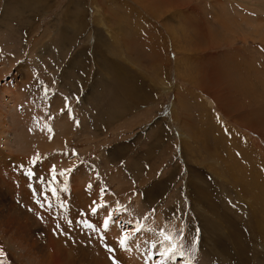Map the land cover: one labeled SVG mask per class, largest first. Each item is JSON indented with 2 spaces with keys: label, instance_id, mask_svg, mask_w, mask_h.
Masks as SVG:
<instances>
[{
  "label": "rangeland",
  "instance_id": "1",
  "mask_svg": "<svg viewBox=\"0 0 264 264\" xmlns=\"http://www.w3.org/2000/svg\"><path fill=\"white\" fill-rule=\"evenodd\" d=\"M0 66L32 97L0 106V264H31L16 232L40 234L36 198L65 264H264V0H0ZM118 208L171 243L120 248Z\"/></svg>",
  "mask_w": 264,
  "mask_h": 264
},
{
  "label": "bare ground",
  "instance_id": "2",
  "mask_svg": "<svg viewBox=\"0 0 264 264\" xmlns=\"http://www.w3.org/2000/svg\"><path fill=\"white\" fill-rule=\"evenodd\" d=\"M2 66V65H1ZM1 66H0V78L2 77V75H1V73L3 72V70L1 69ZM5 69V68H4ZM28 69V68H27ZM5 71V70H4ZM19 71V70H18ZM29 71V70H28ZM20 72V71H19ZM18 72V73H19ZM18 73H16V74H14L12 77H13V79H11V80H5V81H3V83H1V85H0V106H3V108H6V109H2V110H9L10 112L13 110V111H16V110H18L19 109V111L21 110V108H23V110L22 111H20L19 113V115H21V117H22V112H24L25 111V114H27L28 112V109H30L31 108V104H30V102H31V100H32V97H30V95L31 94H28V96L29 97H26V96H22L21 95V93L20 92H18V90H20L21 89V87H19V81H20V75L18 74ZM22 75V80L20 81V82H22V81H24V76H23V74H21ZM19 76V77H18ZM27 77H29V75L27 76ZM26 83V82H25ZM24 83V84H25ZM28 84V83H27ZM14 86L13 88L11 87V86ZM21 86V85H20ZM32 89V88H31ZM43 91V90H42ZM41 91V92H42ZM43 93V92H42ZM24 95V94H23ZM35 96V95H34ZM38 97V96H37ZM63 96H60L59 94H55V96H53L52 97V99H54L55 100V102H57V101H59V99L58 98H62ZM34 98V97H33ZM58 99V100H57ZM2 100V101H1ZM33 103V102H32ZM18 105H23L22 107L20 106V108L18 107ZM8 108V109H7ZM42 111V110H41ZM8 112V111H7ZM3 113H5V112H3ZM71 113V112H70ZM15 114V113H14ZM36 114H37V112H36ZM67 114V113H66ZM9 115H11V114H9ZM32 115H34V114H32ZM71 115V114H70ZM39 116V115H38ZM10 117V116H9ZM20 117V116H19ZM32 117V116H31ZM29 118V117H28ZM12 119V118H11ZM31 119V118H30ZM37 120L35 121V122H33L31 125H30V128H31V130H33V132L34 131H36V133L38 134V136H42V132L38 129L39 127H41V121H44L45 122V119H43L42 117H38V118H36ZM61 119H63L62 120V122L60 123L61 125L62 124H64V122H65V120L64 119H66V117L65 116H62L61 117ZM60 119V120H61ZM8 120V119H7ZM35 120V119H34ZM73 120H74V118H73ZM5 121H6V119H5ZM30 121H33V120H30ZM30 121H28V122H30ZM69 121V120H68ZM75 122H77V121H75ZM5 122H4V117H3V115H1L0 114V138H4V141H5V143H7L8 144V149H10V146H9V142L7 141L8 140V136H2L3 134H5L6 133V130H5V124H4ZM26 124V123H25ZM30 124V123H29ZM65 125V124H64ZM76 126H77V123L75 124ZM44 126H45V124H44ZM67 126H69V125H67ZM12 127V126H11ZM64 127V126H63ZM9 128V127H8ZM13 128V127H12ZM8 130V129H7ZM25 130V129H24ZM23 133H24V131H23ZM7 135L9 134V133H6ZM28 134V133H27ZM46 136V135H45ZM32 137H33V135H32ZM12 138V137H11ZM39 138V137H38ZM48 139V138H47ZM1 140V139H0ZM40 142V141H39ZM42 142V141H41ZM40 144V143H39ZM42 144H43V142H42ZM4 145V144H3ZM34 146V145H33ZM37 146V145H36ZM39 146V145H38ZM37 146V147H38ZM29 147V146H28ZM40 147H41V145H40ZM6 148V147H5ZM4 148V149H5ZM43 148H45V147H43ZM2 149V148H1ZM37 149H41V148H37ZM57 150V149H56ZM64 150V149H63ZM38 151V150H37ZM58 151V150H57ZM65 151V150H64ZM66 152V151H65ZM2 156L3 155H1L0 156V161H1V158H2ZM54 158V157H53ZM58 162V161H57ZM1 163H3V160L1 161ZM53 163H54V161H53ZM39 168V167H38ZM41 168H43V170L45 169L44 168V166L42 165L41 166ZM9 169H11V168H9ZM9 169L8 170H6L5 171V174H6V172H8V173H10L11 174V171H9ZM250 171V170H249ZM1 172V171H0ZM3 173V172H2ZM252 173V172H251ZM79 174V173H78ZM20 176H22V175H20ZM5 177H6V175H5ZM15 177V176H14ZM23 177V176H22ZM7 178V177H6ZM12 178V177H11ZM91 178V177H90ZM237 178V180H238V178H239V176H237L236 177ZM20 179H22V178H20ZM11 180V179H10ZM12 181V180H11ZM24 181V180H23ZM73 181V180H72ZM89 181V180H88ZM88 181H87V183H88ZM242 181H243V179H242ZM5 182V181H4ZM8 182V181H7ZM10 182V181H9ZM16 182V181H15ZM12 183V182H11ZM10 183V184H11ZM243 183V182H242ZM23 184V183H22ZM11 186V185H10ZM13 186H15L14 184H13ZM41 186V188L42 187H45V186H42V185H40ZM243 186V185H242ZM242 186H240V187H242ZM254 186H256V185H254ZM93 187V186H92ZM20 191H21V195H23L24 194V184L23 185H21L20 187ZM39 188V187H38ZM41 188H40V190H41ZM255 188H257V187H255ZM262 188V187H261ZM6 189V188H5ZM96 189V188H95ZM245 189V188H244ZM246 189H247V187H246ZM252 189H254V188H252ZM263 190V189H262ZM92 191V190H91ZM243 191H245V190H243ZM94 193V192H93ZM247 193V192H246ZM39 194V193H38ZM255 195H256V193H255ZM39 196L40 197H42V195H40L39 194ZM257 197V196H256ZM95 198V197H94ZM27 201V202H26ZM25 201V199L23 200V202L24 203H26V205L28 206V208H27V211H28V209L30 208L32 211L31 212H34V214H36V216H37V218H36V220L38 221L37 223H38V225H35V227H33V229L34 228H38V226H40L39 227V229H40V234H38V236H40V237H42V238H38V236H36L35 235V233L33 232V230H32V228L30 229V228H28V229H21L22 230V232H21V230L19 229L17 232H16V235L18 236V235H21L22 236V239H24V243H28L27 244V246H28V248H26V254H25V257L27 258V260H28V262H31V264H65V262L63 261L64 259H62L63 257V254H61V246H59V244L61 243V238H60V235H57V236H54V234H51V236L49 235V232L50 231H48V227L49 226H47V225H45V223L49 220V219H51V220H55V221H57L58 219H56V218H54L53 216H51L50 217V214H48V220L46 221L45 220V218H44V216L42 217L41 216V214L42 213H48V209H45V208H42L39 204H37L36 203V200H26ZM263 201V200H262ZM46 203V202H45ZM54 203V202H53ZM56 204V203H55ZM263 204H264V202H263ZM25 205V206H26ZM60 205V204H59ZM105 205V204H104ZM108 205V204H107ZM58 208H59V206H58ZM10 210H11V208H10ZM60 210H61V208H60ZM59 210V211H60ZM12 211V210H11ZM29 212V211H28ZM123 213V212H122ZM60 214V213H59ZM121 214V213H120ZM120 214H118V212L116 211V214H114V215H116V217L117 216H119V219L121 220V221H123L124 222V225H126V223H127V227H128V229H130V231H135V225L137 224V223H139L136 219H134L131 215H129V214H125L126 216H124V215H120ZM26 215V214H25ZM1 216V215H0ZM54 218V219H53ZM129 222H131V223H129ZM49 223V222H48ZM122 223V222H121ZM50 224V223H49ZM119 225V224H118ZM112 226H113V230L115 231V232H117V234H118V229H117V226L115 225V222L112 224ZM24 227V226H23ZM57 227V226H56ZM144 231H141L140 233H136L135 232V236H136V238H135V243H138V245L140 246L141 244H144V243H152V241H154L155 239H158V241L160 242V243H163V244H165V245H168V244H170L171 242L169 241V239H166V236L164 235V233H162V232H160V231H156V230H150V229H147V228H145L144 227ZM56 230H58V229H56ZM120 231V230H119ZM43 232H47V237H46V234L45 233H43ZM145 233H147V235H148V238L150 239V240H147V241H145L144 240V238H145ZM65 235V234H64ZM5 235H3V238H5L4 237ZM16 239V238H15ZM7 243H11L12 245H17V246H19V244H17V243H19L20 241H18V240H16V241H13V240H7L6 241ZM22 242V241H21ZM74 242V241H73ZM36 243H40V247L39 246H37L36 245ZM42 243V244H41ZM59 243V244H58ZM23 245V244H22ZM137 246V245H136ZM14 247H16V246H14ZM24 248L26 247V246H23ZM22 247V248H23ZM29 248L32 250H29ZM137 248H138V246H137ZM13 249V248H12ZM20 249V248H19ZM37 249H40V250H37ZM22 250V249H21ZM65 250V249H64ZM15 251V250H14ZM43 251V252H42ZM126 251V250H125ZM37 253V254H35V253ZM44 253V254H43ZM136 254V253H135ZM122 255H124V254H122ZM138 255V254H137ZM134 256V255H133ZM105 259H106V257H105ZM107 260V259H106ZM66 261V260H65ZM141 261V260H140ZM136 262V261H135ZM139 263V262H138ZM184 264H186V262L184 261L183 262ZM93 264H95V263H93ZM97 264V263H96Z\"/></svg>",
  "mask_w": 264,
  "mask_h": 264
},
{
  "label": "snow or ice",
  "instance_id": "3",
  "mask_svg": "<svg viewBox=\"0 0 264 264\" xmlns=\"http://www.w3.org/2000/svg\"><path fill=\"white\" fill-rule=\"evenodd\" d=\"M47 94L48 93L46 91L45 92V95L47 96ZM65 100L67 101V98H65ZM69 111H70V107H69ZM77 124H78V122H77ZM40 131H47L50 134H54L53 133V129L51 128L50 125H45L44 127L40 128ZM39 159H40L39 156L34 157L33 160H32V164L35 165ZM20 167L23 168L22 165ZM71 171H72V169L61 170L58 173V175L59 176H66ZM51 172L53 173V181H55L57 179V170H56L55 165L52 166ZM24 175H26L27 177H29V179H31L33 176L36 175V173H34L31 168H28V169H25L24 170ZM37 181L42 186L47 185L46 187H42V190H41V194L44 197V201H48V196H47V192L48 191H51V193H52L53 196H58L57 189L55 187H51L52 181H45L44 177H37ZM29 187L32 188L33 195H34V197H36V188L32 187L31 184H29ZM89 187H91V185H89ZM64 190L67 191V187H65ZM102 193H103V190H102ZM102 198H103V195L101 196V199ZM36 203L39 204L41 207H44V203H42L41 199L36 198ZM93 204H96V202L93 201ZM104 206H106V205H98L97 207H104ZM60 207L61 208H65V205H64L63 202H61ZM97 207H91V213H92V215H96L97 214ZM49 208H51V204L50 203H49ZM119 210H121V208L116 209V211H119ZM110 221L113 222V223L115 222L113 220L112 216H111V213L103 220V228L105 230H107L109 228ZM66 223H67V225L69 227H71L72 224H73V221L69 219V220H66ZM77 223L82 224L83 227L86 228V229H91L93 232H96L98 230L97 229V225L89 222L88 220L77 221ZM129 223H131V222H129ZM57 227L59 228L60 226L57 225ZM134 227H135V232L136 233H140L141 231H144L145 230L144 229V226L141 225V224H139V223H137ZM103 238H104V236L101 235V239H103ZM166 239H168V237H166ZM134 243H135V237L129 236L128 232L127 231H124L123 238L119 240V246H120V248H122V249H124V250L127 251ZM105 246L108 247L107 245H105ZM151 247L152 248H156L157 247V244L155 242H153L151 244ZM108 250L109 251H115L114 249H111V248H108ZM165 254L166 253H161V255H165ZM181 255H182V253H181ZM0 256H3L2 249H0Z\"/></svg>",
  "mask_w": 264,
  "mask_h": 264
},
{
  "label": "built area",
  "instance_id": "4",
  "mask_svg": "<svg viewBox=\"0 0 264 264\" xmlns=\"http://www.w3.org/2000/svg\"><path fill=\"white\" fill-rule=\"evenodd\" d=\"M8 78L10 79V76H9ZM9 79H8V80H9Z\"/></svg>",
  "mask_w": 264,
  "mask_h": 264
}]
</instances>
